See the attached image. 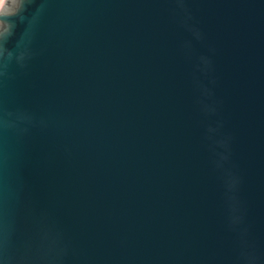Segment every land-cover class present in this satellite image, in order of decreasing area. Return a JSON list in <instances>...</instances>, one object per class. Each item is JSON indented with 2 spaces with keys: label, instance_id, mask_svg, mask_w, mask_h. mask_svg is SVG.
I'll use <instances>...</instances> for the list:
<instances>
[{
  "label": "water",
  "instance_id": "obj_1",
  "mask_svg": "<svg viewBox=\"0 0 264 264\" xmlns=\"http://www.w3.org/2000/svg\"><path fill=\"white\" fill-rule=\"evenodd\" d=\"M4 4L0 264H264V0Z\"/></svg>",
  "mask_w": 264,
  "mask_h": 264
},
{
  "label": "clouds",
  "instance_id": "obj_2",
  "mask_svg": "<svg viewBox=\"0 0 264 264\" xmlns=\"http://www.w3.org/2000/svg\"><path fill=\"white\" fill-rule=\"evenodd\" d=\"M24 0H17V3L22 8ZM13 13H2L0 12V16H11ZM14 30V24L9 22L8 19H0V40L7 41L9 37L12 36ZM6 49L4 46L0 45V56H3V50ZM9 56H11V52H9ZM24 58V53H20L19 59L22 60Z\"/></svg>",
  "mask_w": 264,
  "mask_h": 264
},
{
  "label": "rangeland",
  "instance_id": "obj_3",
  "mask_svg": "<svg viewBox=\"0 0 264 264\" xmlns=\"http://www.w3.org/2000/svg\"><path fill=\"white\" fill-rule=\"evenodd\" d=\"M4 1L5 0H2V3H0V11L7 10L8 9L7 6H5ZM8 1H11V0H8Z\"/></svg>",
  "mask_w": 264,
  "mask_h": 264
},
{
  "label": "snow or ice",
  "instance_id": "obj_4",
  "mask_svg": "<svg viewBox=\"0 0 264 264\" xmlns=\"http://www.w3.org/2000/svg\"><path fill=\"white\" fill-rule=\"evenodd\" d=\"M0 3H2V0H0ZM19 6V5H18Z\"/></svg>",
  "mask_w": 264,
  "mask_h": 264
}]
</instances>
